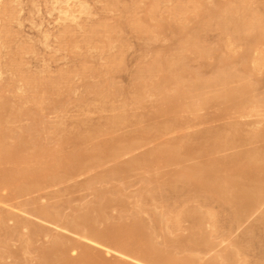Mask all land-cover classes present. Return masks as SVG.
Masks as SVG:
<instances>
[{"label":"rangeland","instance_id":"374dc122","mask_svg":"<svg viewBox=\"0 0 264 264\" xmlns=\"http://www.w3.org/2000/svg\"><path fill=\"white\" fill-rule=\"evenodd\" d=\"M179 1L182 3H180ZM198 1L200 4L198 3ZM227 1L229 2V0H206V1L205 0H187V1H185V0H82V1L81 0H0V17H1L0 18V92H1L0 97L3 99H7L8 101L11 102V105L13 106L12 107L13 111L11 110V112H14L17 109V110H19V113L22 112V110H23L25 112H29V111L31 112L32 111L33 113L37 114V115L33 114L31 116H28V115L24 116L21 119L15 121L14 123H13V121L8 123L7 126H9V128L11 130L15 129V131H18V132H16L17 137H18V135L22 129L25 130V133L27 132L29 135L34 130H32L31 132L28 130H31V128L36 130L38 128L37 130H40L42 132L41 133V136H42L41 139H43L42 142L44 141L43 143L46 144L47 148H51V149H52V147H54L53 149H57V143H58L57 140L59 139V136L56 137L55 136L56 134L51 135V133H50V135H48L46 133V131L48 132V130L49 131L53 130V128H55L57 126L59 131L61 130V132H59V134L61 136H63V137L60 136L61 137L60 139L65 140V141L63 140L64 141L63 144H65L63 146V148H65L66 150L65 149H59L60 151L61 150L64 151V153H65L64 155H66L68 153H69V155H67V156H72V155H76V154L80 155L81 154V157H83V155L85 156V152H86V156H87V151L91 150V152L89 151L90 152L89 156L91 157L92 160L95 159L94 158L95 156H103L102 160L99 159V157L97 158L99 160V161L97 160L98 162L95 159L93 164L88 159L90 157H88V158L83 157L84 159L79 158V161L75 159L74 162H72V164L70 165V166H72V168L71 167L70 168L77 170V171L72 170V172H70L71 171L70 168L69 169L66 168L67 167L66 165H68L66 163L67 162L70 163V160L66 161L64 158H62L61 160H63V162L66 161V163L62 164V166L64 165L62 168L60 167L61 171H60V169H59V171H57L59 173V175H58L59 178H57L58 176L56 177L58 179V180L56 179L57 181L55 180V182L53 181L51 183V181H50L51 179H49V180H47V182L49 181V183L45 182V184H43L42 186L40 185V188L36 187L35 188V190L37 189L36 191L32 190V191L28 192L27 194H25V192H23L24 195L23 194L16 195L17 193L15 191L17 190V188H15V187H17V186L21 187V186H19L18 183H17V186H15L16 184L11 186L12 190H13V188H15V190L13 192H15L16 194H12L13 192L11 193L10 190H4V191L0 192L1 193L0 194V242H1L0 243V245H1L0 246V258L2 257V259H0L1 264H2L3 259H4L3 264L4 263H6V264H37L38 262L40 264H42V261H41L43 258L42 257V251L46 247L48 248L49 245H52V239L54 237H56L58 234H61V236H66L69 239H71V237H72L73 240L74 239H76V240L80 239L79 237L74 235L75 233L73 231L62 230L61 229V223H59L60 225L58 223L53 224V223H50L46 220L44 221V219L36 217V215H34V214H35V209L37 207L54 209V210L56 209L60 213V216L63 213V216H61V217H64L63 219L77 218L80 216V214L82 212L86 213L91 209V214L94 218L96 217L95 219L98 218L100 220V219L106 218L105 220H103L104 222H102V220H101V222L98 220L100 223L99 224L100 228L104 231L113 230L112 226H114L115 224L120 226V224H127V222H128V225H129V220L133 214V217L131 218L130 222H133L132 220H134V218L135 219L137 218L135 216H138L139 218H141V222H143L144 224H145V222H147V224H145L144 225L145 227L143 228V231L145 233H146V229L148 230L150 228L149 230H151L152 229L151 227H153V229L154 228L158 229L156 231H155V229L151 230V232L155 231V232H157V234H158V231L159 232L162 231V233L164 231V234H162V233H159L158 235L155 234L156 236H158V239L156 236H153L155 238V239L153 238V241L156 240L155 242H157L156 244H157L158 249H161L160 247L162 245L163 250L162 249L161 250L164 252L169 251L168 253H170L171 249H174V247L173 246L171 247L170 245H169L170 247L168 245L166 247L164 246V245H166L165 244L166 239H164L165 232L167 233L166 237L170 236V237H168V238H170V241L172 239L175 243V240H176L178 245H180V243H179L180 240L178 242L179 237L185 238V240L187 241L188 240L187 237H190L192 235L190 233V232H192V230H190V229L193 228V225L190 224V222H188V221L191 220V223H193L192 222L193 219L190 216L189 217L188 216H186V217L185 216H179V214L173 213L172 215H174V216H172V215L171 216L173 218L179 216V219L181 221L180 225L177 227L176 230L175 229H173L172 231L169 230L170 227H173V224L171 225V223L168 224L169 226L164 227L165 229L163 228V230L159 229L163 225L159 226V224H158L159 227H154L155 225L153 224V226H152V222L154 221L153 220L154 215H157L158 213L159 214L165 213V210L167 209L165 207V205H166L165 201L166 202L169 201L170 204H173L174 205L173 207H176V211L178 213H181L184 211L186 212V211H188L189 208H191L190 211L192 209L193 210L197 209V211L201 212V214L203 213L204 215H207V217H206L202 214V219H203V224H204L203 226L205 227L204 230L206 229V233L211 236V237L210 236H208V237L213 238V240L208 238L210 241H213V243L211 244L210 241L207 239L208 241L205 244L209 243V245H212V246L207 245V246H209V248H207L206 251L204 250L205 252H203V250L201 249V248L207 247L205 244H204L205 247L201 246V248L195 249V250H200L197 252L196 251L193 252L194 256L196 255V256L200 257V258L198 257L200 259V261L197 264H200V263L213 264V261H212V263H210V262L212 259L214 260L216 258L219 260L221 258V260H222V257L225 255V253H224L225 251L229 250L231 253L234 252L235 249H233V248H235L236 243H238L237 244L238 246H237L234 253H236L240 249V254H239L240 256L239 255L235 256L236 258H238V259L240 258V259L237 260L239 262H237L236 259H233V261L234 260L236 261V262H234V264H251V262H252V264H258L260 262H261L260 264H264V241H263L264 240V227H263L264 224H262V222H261L262 217L264 215V205L261 208L255 209L253 212H251L250 213L251 215L248 214V215L244 216L243 219L241 220V223H239V224L237 223L236 226H233V223H234V225L236 223V222L232 221V219L234 220V218H235L234 217L235 212L233 211L234 208L231 205H228L229 203L225 204V201L221 202V200H217V199L213 198L208 193H205V194H208L207 196H210V198L206 197L205 198L206 200H204V196H205L204 193H202L204 195L202 197L196 196V194H190V191H192V190H190V191L188 189L186 190V186H183V185H187V184H185L186 180L184 182V181H182L184 179L180 180V178L177 177L178 175H176L177 171L179 173V171H181L182 168H183V170L193 172L195 170L194 168H197V167L199 168V170H200V168L204 169L206 163H210V161H212L214 159H221V158L223 159L225 157L227 158L228 155L231 157V156L236 155L237 153L246 152L247 149L249 151V149L250 150L255 149L256 146L258 148L264 146V141H263V143L255 142L252 144L251 142H249L250 139H248V138H250L251 133H253L254 131H257L259 129L261 130L264 128V105H263L264 104V73H263L264 72V66L256 74V77L257 78L259 77L258 78L259 80H254L257 78H253L251 76L248 77L249 75L242 72L243 68H242V66H239L240 59H238V58H236L235 60H232V58H231V61L233 62L232 67L238 63L237 61H239L238 65L236 67L231 68V66L228 67V65H231V64H226L228 68L226 67L225 70L223 68V66H224L223 64L228 63L224 60H227V58L230 60L229 54L225 56L226 53H230V52L232 53L233 51H235L236 54L237 53L240 54V53L244 52V49H248V48L252 47L253 44L255 45V43H252V40H255L257 35H259V33L257 34L258 29L256 30V33H254V31H248L249 29L247 27L246 28L248 30L246 28H242L243 30L240 29L238 32H234L235 30H238L237 27H236V29L234 27H233V29H231L232 28V26H231L230 28L227 27V29H226L225 26L222 25L223 28L222 27L221 28L226 29V32L224 31L225 34H223L224 32L221 31L222 30L221 28H219V27H218L219 29L216 28L217 26L221 25V23H218V22H220L219 18L221 20L224 17L222 14L227 10L226 8L232 9L230 7L232 5L234 6V7L233 6L232 7L235 10H236L235 5H237V4H239L237 6L242 7V8L240 7L241 9H245V6H246L248 8L249 12H251L252 11L251 9H253L254 7H257V8H255L257 10L254 9L255 11H252V13L257 14V16L263 17L264 15L262 16V14H264V0H260V2L258 1L257 3H255V4H257L255 6L253 3L252 4L250 3V6H249V3L245 2L246 0H243V1L240 0L241 2H238L239 0H231L233 3L237 2V4L234 5L233 3L230 2L231 5H228V3H227L228 7L226 5ZM185 2H188V4L191 3V4H189L190 6H187V4ZM217 2H219V3H217ZM81 3H84V6H81ZM133 3H134V5H133ZM135 3H136V5H135ZM262 3H263V5H262ZM192 4H193V6L197 5V6H195L196 8L191 7ZM215 5H216L217 10L219 9L218 7L221 8L220 14L218 13L219 11H216V13L214 12L216 10ZM131 6L132 7L134 6V7L131 8ZM179 7L184 9V11H185V9H189V8L190 9H189V11L186 10L184 12V14L180 15L177 11L180 9ZM199 7H200V9H199ZM208 7H211V8H208ZM5 8H6V10H5ZM206 8L213 10V13H215V14L218 13L219 18L217 16L216 20H214V22H216L217 25L213 22L216 26V27H213V28H215V30L212 28L209 32L207 31V32L203 33V36L205 35L203 37V39L204 40L207 39L206 42H208L209 44L206 42L201 44V47L203 48V50H202V48H200L199 50L200 51L202 50V54L200 52H198V49L191 46L189 49V53L187 52V55H189L190 59H189V57L186 58V59H188V60H186V63H185V60L182 61V65L185 63L187 65V67L185 68V67L180 66L181 69H184V70H186L187 68L188 69L186 70L187 71L186 76L181 77L183 79L182 81L186 80L185 85L184 84L181 85V79L180 80L178 79V81H180L179 84L182 87H185L186 85L190 86V85H193V83H196L195 85H193L191 87H195V89H197L194 93L193 92L194 90L191 91V89H194V88H191V87L189 88L188 86H186L188 88H187V90L184 89V91L185 92L188 91L187 92L188 94L190 93L189 94L190 98L188 96L187 97L188 99L186 98L184 100L185 102L182 101V103L187 104L188 102L189 103L191 102V104L194 106L193 103L198 104L197 100H199V103H200V101H202L201 99H203L202 98L203 96H201V95L203 93L205 94V95L204 94L203 95L206 96V98L211 97L212 94L215 93V92H213L214 89H212L211 87H206L203 90L199 89L201 91H198V88H196L197 81H199L200 78L198 76L196 78H194V77L197 74L199 75V73H200L199 76H201L202 71H203V74L205 77L203 76V74L201 77H202V79L206 78L207 80L217 77L218 75L222 74V72H224V73L226 72V73L232 75L231 78L235 77V79L233 78L231 80L232 83L230 82V84H229L230 89H232V87H234V89H236L237 86H238V88L243 87L245 83L255 86V87L252 86L253 91L249 94L251 96H249V98H248V101H249V99H251L250 103L252 102L253 106L252 105H246L245 106L246 110L247 109L248 110L243 111L245 113H241V114H237L235 111H227V110H225L226 107L224 108L223 105H222L223 108L220 109L222 106L218 105L219 107L213 106L211 108H205L204 110L203 109L202 110L197 109L199 111H197L194 107L193 109H195L197 112V113H195V110H194L195 114L194 113L190 114L193 111L189 112V110H187V112H189V113H187V112L183 113L184 111H182V113L181 112L178 113L177 111H180V110H174V111H170V113H168V115H167V114H162L159 111L157 112L158 108L156 106H158L160 104L159 98H157V97L154 98V96H150V97L148 96L147 98L146 97L143 98L144 100L141 99L138 102H136L137 100H134L135 95H136V91H137V90L135 91V86L137 87V84L140 83L139 81L144 79L143 83L147 84L148 87L152 86V85H149L152 81H156V82H152V84L160 83L161 74L158 76L160 71L157 70L158 71V73H157V71L155 70L154 71L155 75L152 74L151 72H148L149 66L153 65L152 61H154L156 58L158 59V57H161L160 59H163L164 53L166 52L164 59H165V62L168 66L167 68H169V65L172 66L171 63L176 61L173 58L174 57L177 58L178 57V56H176V55H178L177 53L178 52L180 53L182 51L181 50V48L183 46V45H181L182 42H183L184 46L187 45L188 44V42H187L188 38L190 37V39H191V36L193 38V34L194 35L197 34L196 32L194 33V31L198 25H196L195 28L188 27L190 25V22L193 20L196 23L203 21L204 19L202 20L199 17L197 12H201L203 9H206ZM222 8L223 9L225 8V10L223 11ZM63 9H65V10H63ZM131 9H132V11H131ZM197 9H199V10L196 11ZM237 9H238V7H237ZM258 9H260V10H258ZM67 10L70 12V13H68V15H66L64 12ZM190 10L192 11L191 13H190ZM193 10L196 12H193ZM8 11H10V12H8ZM128 11L132 14H129ZM155 11H157L158 13ZM258 11H260V14L261 13L262 14L260 15L258 13ZM147 13L150 14L148 17L146 16ZM156 13L158 16L155 15ZM171 13L173 16L176 15L175 17L177 19L176 18L174 19V17L171 15ZM195 13L198 15L200 20L197 19L198 17ZM185 14H186L188 19H186L185 22H183L184 17H180V16H183V15L185 16ZM191 14L193 16L197 17V18L195 17L196 21H195L194 17L191 18L192 19L191 21L189 20L190 16H188V15H191ZM153 15H154V17H153ZM192 15H191V17H192ZM177 16H179L180 18H178ZM186 16H185V18H186ZM10 18L12 20H10ZM224 18L222 20H224ZM142 19H146V20H142ZM139 21L141 23H139ZM133 22H135L137 24H135ZM170 22H172L173 24ZM180 22L182 23V25H184V23H185L186 28L187 27L191 28V30L189 29L190 33L192 30H194L192 35L190 33L187 35L188 38L185 37V34H187V33H185V34L180 33L179 32L180 30L176 31L178 28L181 29V28L185 27V26L181 27L182 26L181 24L178 25ZM162 23L165 24V27L163 26V29H165L164 32L166 34L163 33V31L160 32V30H159V28H160L159 26L162 25ZM214 24H213V26H214ZM222 24H224V23L222 22ZM137 25H139V26H137ZM114 26H115V28H114ZM111 27H112V30H111ZM116 27H118L119 29ZM138 27H145V28L147 27V29L138 28ZM155 28L157 29L156 33L159 32L157 36H154V35H156ZM230 29L233 30L234 35L232 34V36H235V39H237V40L245 39L247 41L246 47H248V48H246L245 45L239 44V46H241V48H240L238 45H235V46L232 45L230 43L231 41L230 42L226 41V38L228 37V35L231 37L230 34L232 32L228 31ZM144 30L145 31L149 30L148 34H147V31L144 32ZM196 30H198V28ZM246 30H247V34L249 32H251L252 34L254 33L253 34L254 36L257 34L256 37H254L255 39L251 38L253 35H251V37H250L249 34H248L249 36L246 33L244 34V32H246ZM92 31H94V32H92ZM138 31H141V33ZM227 31L229 32V34L227 33ZM177 32H179V33H177ZM198 32H199V30H198ZM241 32H243V33H241ZM66 33H68V34H66ZM142 33H144V34H142ZM161 33H163L164 36H162ZM149 34H151V36L153 35L154 37H151ZM189 35H191V36H189ZM8 36H10V37L8 38ZM148 36H150V37H148ZM183 36L186 38L185 42H184ZM160 37L162 38V40ZM223 37H224L223 40L225 42L224 41L221 42ZM152 38H155V39H152ZM157 38H159L160 40H156ZM181 38H183V39H181ZM146 39H150V41L146 40ZM6 40H7V43H6ZM113 40H115V41H113ZM250 40H251V42H250ZM249 42L252 44V46L250 45ZM226 43H227V45H226ZM204 44H206V45L208 44V47L205 46ZM179 45H181V46H179ZM222 45H224V46H222ZM192 48L195 50L194 53L196 55H198V53H200V55L197 56V58H194L196 56H194L195 54L193 53L194 50H192ZM225 48H227V49H225ZM254 48H255V46H254ZM172 49H173V51H172ZM222 49L223 50L225 49L227 52H222L223 51ZM251 49L253 50V48H251ZM169 50H170V54H168ZM206 50H209V53L206 52ZM218 50H219V52H218ZM248 50L250 51V49H248ZM211 51L213 52V55H212L213 57L212 56L210 57ZM160 53H163V54L160 55ZM207 53L209 55L210 60L208 57L205 56V54L207 55ZM231 53H230V55H231ZM256 53H257V50L254 49L252 51V54H255V55L250 54V56H252V58H254V56L255 57L258 56ZM233 54H234V52H233ZM215 55H217L216 56L217 58L215 57ZM167 56H169L168 58L172 57L170 63L168 62L169 65L167 63V61H169V60H167L168 58H166ZM221 56L223 58L225 57V59H223ZM260 56L264 59L263 55H260ZM116 57H118V58H116ZM191 57H192V59H191ZM220 57L222 59H218ZM157 59H156V61H157ZM218 60H219V62L222 61L221 64L222 63L223 64L222 65L220 63L218 64ZM112 63H113V65H112ZM229 63H230V61H229ZM174 64L177 65L178 63H174ZM215 64L217 66H215ZM15 65H17L19 68L16 67ZM174 66H172V67H174ZM220 66L222 67L223 70L220 69L221 68ZM161 67H163V66H161ZM161 67L159 68V70L163 71L164 68L166 69V65L164 68H161ZM172 67H171V71L173 69ZM216 67H218V69H216ZM174 68L176 70V66ZM18 69H20L21 71ZM169 69H167V71ZM211 69H212V72H211ZM199 70H200V72H199ZM109 71H111V72H109ZM112 71H115V73L114 72L112 73ZM144 71H147V72L145 73ZM169 71H168V73H169ZM171 71H170L171 74L170 73L169 74H170V76H172V79H173V78H175L173 75H176V74H175V72L172 73ZM177 71L180 72V70H178V69H177ZM189 71H192V72L188 73ZM227 71H230L231 73L227 72ZM163 72H164V74H166L165 70ZM163 72H162V75H163ZM179 72H176V73L180 74L181 72L180 73ZM197 72H199V73H197ZM235 72H237V75H235L236 74ZM191 73H192V75L194 73L195 74L197 73V74L192 76ZM233 73H235V74H233ZM178 74H177V76H178ZM213 74H214V76H213ZM260 74H262V75H260ZM137 75H138V77L140 76L142 78L136 80L138 78ZM188 75L191 76V79H189L190 77H188ZM26 76L38 78V84H39L38 89L37 88L29 89L26 86V83H27V81H25V78H27ZM152 76L155 80L153 78H151V82L149 81L150 82L149 83L148 80ZM166 76H168V75L166 74ZM166 76L163 75L161 77H166ZM170 76H169V78L168 77L167 78L173 82V80H171ZM242 76H246V77H242ZM208 77H210V78L208 79ZM156 78H157V80H156ZM240 78H241V80H240ZM22 79H24V80H22ZM246 79H247V81H246ZM175 80H177V79H175ZM194 80H195V82H194ZM40 81H41V83H40ZM234 81H236L238 83H236ZM172 82L169 83L172 85L168 84L169 85L168 89L173 88V87L176 88L179 85V84L175 85V84H177L176 83L177 81H175L174 83H172ZM141 83H142V81H141ZM143 83H142V85H143ZM48 84L50 85V87L48 86ZM107 84H108V86H106ZM242 84H243V86H241ZM71 85H72V87H71ZM142 85L139 84L138 88L140 89V87H142ZM173 85H175V86H173ZM47 86H48V88H47ZM97 87H98V90H97ZM99 87H100V89H99ZM144 87H147V86L145 85ZM175 88H173V89H175ZM178 88H181V87L178 86ZM209 88L212 90H209ZM95 90L98 92H96ZM99 90H101V91L104 90L103 91L104 93L100 92ZM56 91H57V93H55ZM110 91H112V94ZM197 92H199L201 95ZM211 92H213V93H211ZM51 93H53V94L51 95ZM102 94H103V96H102ZM105 94H107V95H105ZM196 94L197 95L199 94L200 97L198 95V98H197ZM109 95H111L113 97L110 98ZM7 96L9 98H7ZM55 96H57V97H55ZM246 97H248V96H246ZM253 97H255V98H253ZM192 98H195V100ZM135 99H137V98H135ZM233 100H235V99H233ZM237 100L241 103V99L238 98ZM254 101H255V104L260 105L262 103L260 106L257 105V106H259V107H256L257 113H255L256 112L255 107H254L255 105L253 104ZM57 103L60 106H58ZM134 103H136V105ZM54 104L57 105L56 108L53 107ZM242 104H243V102H242ZM245 104L246 103H244V105ZM250 107H251V109H249ZM252 107H253V109H252ZM32 112L29 114H32ZM227 112H228V115L230 114L229 116L226 114ZM199 113L201 115H199ZM38 114H39V116H38ZM221 114H222V117H221ZM234 114H235V116H234ZM116 118L117 119L122 118V121H121L122 123L120 125H117L118 128H116V126H114V128H116V130H115L113 128L112 123H113V121L117 120ZM176 119H179V120L181 119L180 120L181 123L178 122ZM158 121H160V122L158 123ZM174 121H177L176 123L178 125V128H177L176 124H173ZM235 121L241 127V132L240 131H239V133L236 132V133H238L237 134L238 136L236 134H234V132H232V130L230 128L231 125L233 123H235ZM102 123H104V124H102ZM164 123H166V124H164ZM41 124H42V126H41ZM47 125H49V126H47ZM107 125H109L108 126L109 128H106ZM174 125H176V126H174ZM166 126H169L170 128L169 127L167 128ZM179 126H181V127H179ZM102 127H105V128L103 129ZM111 127L113 128V130ZM171 127L173 130L171 129ZM174 127H176V128H174ZM27 128H29V129H27ZM46 128H47V130H46ZM229 128H230V132L228 130ZM97 129H103L104 130V131H102L103 134H102V132H99ZM218 129H219V132L217 131ZM222 129L225 131L228 130L227 136L230 135V133H231V134H234V136H236L235 137L236 139H237V137H239L237 141H239L240 143H236L237 145H235V147L233 146L232 148L225 147L223 144V146L220 148V150H215L214 148L216 146L215 144L217 143L216 142L217 140H216V136L213 137V135H215V130H216V133L223 134L222 132H224V131L220 132V130H222ZM206 130H207V132H205ZM97 131H98V133H97ZM139 131H141V132H139ZM208 132L209 133L212 132V135L211 134L208 135L209 134ZM27 133H26V135H27ZM91 134H92V136L93 135H95V136H93L92 139L91 138L89 139V137H91L89 135H91ZM225 134H226V132H224V136H225ZM28 135H27V137H28ZM43 135L45 136L44 138H43ZM203 135L204 136L208 135V138L205 136L206 138L204 137V139H203ZM227 136H226V138H227ZM232 136L233 135H230V137H232ZM234 136H233V139H235ZM120 137H122V138L120 139ZM28 138L30 139V137H28ZM123 138L125 140H123ZM119 140H121V141L123 140V141L119 142ZM207 140H209V141H207ZM124 141H126V143ZM10 142H13V141L10 140ZM48 142H49V146L47 144ZM129 143L131 146L134 145V148L132 147L131 149H129V151L127 150L128 149L127 148L126 151H124L125 147L127 145L129 146ZM172 144H176L177 147L176 146L175 147L178 148V150H179L178 152L180 153L178 155H180L182 157L181 159H183V160H179V162H176L177 164H175V162L173 164H172V162H171V164H168V163L165 164L164 163L165 165H167V166H165L161 163L163 168L160 166V164L156 165L153 168H155L154 173L156 172L157 174L156 173L154 174L153 169L152 168H151L152 170L149 169L150 167L149 168L148 167H142L141 169L138 168V170L135 169L136 171L131 170L130 172L128 170L127 171L128 174L125 173L126 174L125 175L123 173L125 175V177L123 174H121L123 172V171H121V169L124 170V168L129 166L133 160H135L137 158H142L143 156L146 157L145 156L146 154H148V153L150 154L152 151L155 152V150L157 151V149H160L163 147L168 148L167 146H169V145H170V148H172V146H173ZM246 144H248V145H246ZM110 145H112V146L110 147ZM93 146H95L96 148ZM99 148H100V150L102 149L103 151L100 152ZM103 148H106V149H103ZM181 148H182V150H181ZM94 150L95 151L98 150L99 152L97 151L96 154H94L95 152L94 153L92 152ZM108 150L111 152L109 153ZM113 150H115V151H113ZM54 151H57V150H54ZM118 151H119V153L121 152V154L120 155L118 154V156L116 157L115 152L117 153ZM148 151H150V152H148ZM239 151H241V152H239ZM89 152H88V154H89ZM209 153H210V155H209ZM55 154H56V152H55ZM64 155L63 156L61 155V156L64 157ZM112 155H113V158H112ZM104 156H106V157H104ZM114 156H115V158H114ZM76 162H78V163H76ZM73 163H74V165H73ZM127 163L129 165H127ZM200 163H201V165H200ZM87 164H89L88 165L89 168L87 167ZM77 165L81 166L83 168L79 167L81 169V170H79V168H77L78 167ZM169 165H171V167ZM73 166L74 167L77 166V167L73 168ZM182 166H184V167H182ZM187 168H191V170L193 168L194 170L191 171V170H188ZM67 170L69 173L67 172ZM118 170H119V172L120 171L121 172L118 173ZM156 170H158V171H156ZM148 171H150V174L148 173ZM161 171H163V172H161ZM169 172H170V174H169ZM151 173H152V176H151ZM194 173H196V172H194ZM67 174H69L70 176H68ZM160 174H161V176H160ZM109 175H111V176H109ZM139 175H141V176H139ZM175 175H176V177H175ZM103 176H105L106 178ZM108 176H109V178H108ZM154 176L155 177L159 176L158 180ZM162 176H163V178H162ZM53 177H55V175ZM62 178H63V180H61ZM159 178H161V179L159 180ZM178 178L180 181H178ZM59 179H60V181H59ZM155 179L159 183L158 182L156 183ZM236 179H239V178L236 177ZM142 180L144 182H142ZM146 180H148L147 181L148 184L146 183ZM175 180H177V182ZM20 184H22V183H20ZM166 184H168V185L171 184V185H169V186L167 185V187H166V186H164ZM174 184H175V186H174ZM147 186L150 188L149 190H148ZM22 187L24 188L25 185L22 184ZM168 187H169V190H171V192L167 189ZM173 187H175V188L178 187V189H182V187L183 188L185 187V189H184V191L182 189V191L180 190L181 192H179L177 189H175L173 191ZM8 188L9 187H7V189ZM145 188H146V190L144 191ZM163 188H165V189H163ZM187 188H188V186H187ZM117 189H118V192L116 191ZM147 190H148V192H147ZM150 190H152V193ZM231 190H232V192H230ZM231 190L229 191L230 197H234L235 195H237L239 193L238 192L236 194V192H235L236 190H234V189H231ZM114 191H115V193H114ZM175 191H176V193H175ZM177 191L179 192V194ZM187 191L189 193H186ZM58 192H59V194H58ZM101 193H103V194H101ZM160 193H161V195H160ZM100 194L101 195L105 194L104 196H106V197H104V199H103V196L101 197L102 203L100 201H98V198L100 199V196H101ZM182 194H184V195H182ZM186 194H189V196L190 195H192V196L188 197V196H186ZM13 195H16L18 197L13 196ZM21 195H23V196L20 197ZM129 195L130 196L132 195V196L130 197ZM238 195H240V194H238ZM141 196L144 197L145 203H141L142 202L141 200L138 201V198ZM151 196L156 198L157 200L156 201H154L155 199L152 200ZM166 196H167V198H166ZM146 197L148 200L146 199ZM170 197H171V199H170ZM149 198H150V201H149ZM199 198H202V199H199ZM207 198L210 199V202L209 203L207 202L208 205L206 203H204L207 201ZM103 200L110 202V203H107L105 201H104L105 203H103ZM124 200H125V203H124ZM213 200H215V201H213ZM60 203H62V204H60ZM97 203H99V205L100 204L101 205L99 206ZM106 203L109 204L108 209L105 211L106 213L104 211L101 212L100 207L102 205H105ZM119 203H121V204H119ZM123 204L126 206H124ZM142 204L144 206V209L140 211V207ZM224 204H225V206H224ZM111 205H112V208H111ZM205 205H206V209L204 210ZM26 206H28V207H26ZM120 206H122V207H120ZM84 207L86 209H84ZM94 207H96V208H94ZM129 207H130V209H129ZM106 208H107V206H106ZM82 209H83V211H82ZM92 209H94V214L92 213L93 212ZM95 209H96V211L98 209V211L96 212ZM202 209L204 210V212ZM123 210H125V211H123ZM78 211H80V213ZM99 211L101 212L100 217H102V218H99L96 216V214H98ZM159 211H161V212H159ZM103 213H105L106 215H103ZM211 213L214 215H217V214L219 215V216H217L219 219H218V221H216V223H214L213 220H211V217H210ZM68 215H70L72 217L69 216L67 218ZM119 215H121L120 218H119ZM127 217H128V219H127ZM122 218H125V219H122ZM108 219H110V220L108 221ZM113 219H116V220H113ZM181 219L184 222H182ZM186 219H189V220H186ZM117 220H119V221H117ZM123 220L125 223H123ZM19 222H21V224H22V222H24L25 224L23 223V225L20 226ZM206 222H208V223H206ZM28 224H30V226ZM217 224H218V226H217ZM18 225L20 226L19 229H17ZM108 225H110V226H108ZM116 225L114 226V229H117L119 227V226L117 227ZM107 226H108V228H107ZM34 227L37 228L40 231V234H42V235L35 236L33 234ZM6 228L9 232H12V233H9L7 230H5ZM9 229L12 231H10ZM256 229H257V231H256ZM261 229H263V230H261ZM15 230H18V231H15ZM6 231L8 232V234L6 233ZM41 231H44L45 233H42ZM168 232H170V233L168 234ZM174 233H176L177 236ZM257 233L260 235H258ZM178 235H180V236H178ZM257 238H259V239H257ZM162 240H163V243H162ZM185 240H184V242L186 243ZM83 241L84 240H82L81 242H83ZM181 241H183V239H181ZM236 241H238V242H236ZM184 242H182V244H181L182 246H184ZM215 243H216V245H215ZM255 243H256L257 248L254 245ZM242 245L245 249L244 248L242 249ZM176 247H178V249H179L180 246H176ZM41 248H44V249L42 250ZM166 248H168L169 250H167ZM175 249H177V248H175ZM232 249H233V251H232ZM183 250H185V249L180 247V250H178V252H177V250H175V251L172 250V251L174 253L177 252L175 254H176V256L179 255L178 258H180V256L182 257V255L187 257V255L190 252L188 253V251H185V253L187 252L186 254L185 253L181 254L183 252ZM243 250H244V252H242ZM172 251H171V254L173 253ZM37 252L38 253L41 252L40 253V255L42 257L41 259H39L40 255ZM230 252H227V253H230ZM197 253H198V255H197ZM71 255L73 258H76V261L80 260V255L78 256V254L76 255L73 253H71ZM193 255H191V256H193ZM218 255L219 256L221 255L220 258ZM191 256L188 255V257H191ZM241 257L242 258L244 257L243 260ZM17 259H19V260H17ZM109 259H110V257H109ZM21 260H22V262H20ZM38 260H40V261H38ZM232 264H233V262H232Z\"/></svg>","mask_w":264,"mask_h":264},{"label":"bare ground","instance_id":"6f19581e","mask_svg":"<svg viewBox=\"0 0 264 264\" xmlns=\"http://www.w3.org/2000/svg\"><path fill=\"white\" fill-rule=\"evenodd\" d=\"M82 1V0H81ZM185 1H187V0H185ZM206 1V0H205ZM243 1V0H242ZM260 2V0H246L245 2H248L249 3V6H250V3L252 4H254V6L255 5H257V4H255V3H257V2ZM180 2V1H179ZM191 2V1H190ZM197 2V1H196ZM233 3L231 0H229V2L227 1L226 2V5H227V3H228V5H231V3ZM238 2H241L240 0L238 1ZM263 2V1H262ZM180 3H182V2H180ZM179 3V4H180ZM186 4H187V6H190L189 4H191V3H189L188 4V2H185ZM198 3H199V1H198ZM217 3H219V2H217ZM154 4V3H153ZM178 4V3H177ZM200 4V3H199ZM213 4V3H212ZM216 4V3H215ZM234 5L235 4H237V2L236 3H233ZM241 4V3H240ZM246 4V3H245ZM133 5H134V3H133ZM135 5H136V3H135ZM161 5V4H160ZM181 5V4H180ZM204 5V4H203ZM224 5V4H223ZM228 5H227V7H228ZM237 5H239V4H237ZM237 5H235L236 7V10L232 7V6H230L232 9H230V8H226L227 10L222 14L223 16V18H224V20H220V18H219V14H220V10H221V8L220 7H218L219 9L217 10V8H216V5H215V8H216V10L214 11L215 13H216V11H219L217 14H215V13H213V10H210V9H203L201 12H197L198 13V15H199V17L203 20V21H201V22H194V20L193 21H191L192 19L191 18H193L194 17V19H195V17L196 16H193L192 14V17H191V15H188V16H190L189 18V20L191 21L190 22V25L188 26V27H193V28H195L196 27V25H198L197 26V28H198V30H199V32H198V30H196L197 28H195V31L194 30H192L191 31V33L189 32L190 30H191V28H186V26H185V23H184V25H182V23L180 22L178 25H182L181 27H183V26H185L184 28H181V29H177L176 31H179L180 33H187V34H185V37H187L188 38V34L190 33L191 35L193 34V31H194V33L196 32L197 34H193V38H192V36L191 35H189V36H191V39H190V37L188 38V40H187V42H188V44L187 45H185L184 46V44H183V42H182V44L181 45H183L182 46V48H181V52L179 53L178 51V55H176V56H178L177 58H173V59H175L176 61L175 62H173V63H171L172 64V66H176V70H175V66L174 67H172L171 65H169V63H170V61H171V59H172V57H170V58H168L169 56H167L166 58H168L167 60H169V61H167V63H168V65H169V68H167L168 66H167V64H166V62H165V59H164V57H165V55H166V52L164 53V57H163V59H160L161 57H158V59H157V61H156V59L154 60V61H152V64L153 65H151V66H149V71L148 72H151L152 74H154V71L156 70H158V71H160L159 72V74H158V76L161 74V76H166V74L168 75V76H166V77H161L160 76V83H154V84H152V82H156V81H152L151 82V78H153V76L152 77H150V79L148 80V82L150 83H148L149 85H152L151 87L149 86L148 87V85L147 84H144L143 82H144V79L143 80H141L142 81V83H143V85H142V83H141V81H139L140 83H138L137 84V87L135 86V91H136V95H135V98H137V99H135L134 98V100H137L136 102H138L139 100H141V99H143V98H147L148 96L150 97V96H154V98L155 97H157V98H159V101H160V104L158 105V106H156L158 109H157V112L159 111L160 113H162V114H167L168 115V113H170V111H174V110H180V111H177L178 113L179 112H181L182 113V111H184L183 113H185V112H187V110H189V112L191 111H193L192 113H190V114H193L194 113V110L196 109H205V108H211V107H213V106H224V108H225V110H227V111H235L237 114H241V113H245V112H243V111H247L246 110V105H252V102L250 103V101H251V99H249V101H248V98H249V96H251V95H249L252 91H253V88H252V86L253 85H251V84H247V83H245L244 84V86H243V84L241 85V86H243V87H239L238 88V86H237V88L236 89H234V87H232V89H230V87H229V84H230V82H231V80L234 78L235 79V77H233V78H231L232 77V75H230V74H228V73H224V72H222V74H220V75H216L215 73V75L217 76V77H215V78H211V79H209L210 77H208V79L209 80H207L206 78L204 79H202V74H203V71H202V74H201V76H199L200 75V70H199V72H197V73H199V75L197 74H193V75H196L194 78H196L197 76L200 78L199 79V81H197V86H196V88H198V91H201V90H203L204 88H206V87H211L212 89H214V91L213 92H215L214 94H212V96L211 97H207L206 98V96H204L203 94L201 95L199 92H197V93H199L201 96H203L202 98L203 99H201L202 101H200V103H199V100H197V102H198V104L197 103H193L194 104V106L191 104V102L189 103H182V101H184L188 96H189V94L187 93V92H185L184 91V89H186L187 90V88L189 87H191V86H193V85H195L196 83H193V85H190V86H188V85H186V86H188V87H182L181 85H185V83H186V80L185 81H182L183 79L181 78V77H185L186 76V74H187V69L186 70H184V69H181V67L180 66H182V67H187V65L185 64L186 63V60H188V59H186V58H188L189 57V55H187V52L189 53V49H190V47L192 46V47H194V48H196V49H198V52H200L201 54H202V50H203V48L201 47V44L202 43H205L206 42V40L207 39H203V37L205 36H203V33L204 32H209L213 27H216L215 26V24L217 25V23L216 22H214V20H216V18H217V16H218V18H219V21L220 22H218V23H221V25H219V26H217L216 28L217 29H219V28H221L222 27V25H224L225 26V28L227 29V27H231L232 26V28L231 29H233V27L236 29V27H237V29L238 30H235L234 32H238L240 29H242V28H246L248 31H254V33H256V30L258 29V31H257V34L259 33V35H257V37H256V35L254 36L251 32H249L248 34L250 35V37H251V35H253L251 38L252 39H255L254 37H256V39L255 40H252V43H255V45L253 44V46H252V44L250 43L251 42V40H250V45L252 46V47H250V48H248V47H246V45H247V41L245 40V39H239V40H237V39H235V36H232V34H233V30H228V31H231L232 33L230 34L231 35V37L228 35L229 34V32L227 31V35H228V37L226 38V41H231L230 43L232 44V45H238L239 46V44L240 45H245V47L246 48H248V49H250V51L248 50V49H244V52H242V53H237L236 54V52L235 51H233L234 52V54H233V52L231 53V55H230V53H226L225 54V56L226 55H228L229 54V58H230V60L227 58V60H224V61H226V62H228V63H222L224 66H223V68H224V70L226 69V67H227V65L226 64H231V65H228V67L229 66H231V68H233V67H236L237 65H238V63H239V61H237L238 63L235 65V66H233L232 67V61H231V58H232V60H235L236 58H238V59H240V64H239V66H242V72H244L245 74H247V75H249L248 77H253V78H257L256 77V74L258 73V71L260 70V69H262L263 68V66H264V59L260 56V55H263L264 56V14H262V16L263 17H260V16H257V14H253L252 13V11H255V10H257V9H255V8H257V7H252L253 9H251L250 11L251 12H249V10H248V8L245 6V9H241L242 7L241 6H237ZM242 5V4H241ZM262 5H263V3H262ZM81 6H84V3H81ZM159 6V5H158ZM195 6H197V5H195ZM195 6H193V4H192V6L191 7H194V8H196ZM213 6V5H212ZM243 6V5H242ZM252 6V5H251ZM8 7V6H7ZM129 7V6H128ZM134 7V6H133ZM132 6H131V8H133ZM153 7V6H152ZM161 7V6H160ZM214 7V6H213ZM222 7V6H221ZM237 7H238V9H237ZM241 7V8H240ZM180 9L179 10H177L178 11V13L180 14V15H182V14H184V12L186 11V10H188L189 11V9H185V11H184V9H182L181 7H179ZM208 8H211V7H208ZM199 9H200V7H199ZM199 9H197L196 11H198ZM213 9V8H212ZM255 9V10H254ZM5 10H6V8H5ZM63 10H65V9H63ZM128 10V9H127ZM130 10V9H129ZM195 10V9H194ZM193 10V12H196V11H194ZM222 10L224 11L225 10V8L223 9L222 8ZM258 10H260V9H258ZM131 11H132V9H131ZM173 11V10H172ZM175 11V10H174ZM7 12V11H6ZM8 12H10V11H8ZM65 12V14L66 15H68V13H70L68 10L67 11H64ZM129 12V11H128ZM127 12V13H128ZM148 12V11H147ZM155 12H157V11H155ZM192 11L190 10V13H191ZM222 12V11H221ZM136 13V12H135ZM158 13V12H157ZM157 13L155 14V15H157ZM176 13V12H175ZM187 13V12H186ZM252 13V14H251ZM258 13L260 14V11H258ZM2 14V13H1ZM9 14V13H8ZM129 14H132V13H130L129 12ZM138 14V13H137ZM148 14V13H147ZM146 14V16L148 17L150 14H148L147 15ZM196 14V13H195ZM260 14V15H261ZM171 15H172V13H171ZM197 15V14H196ZM198 15H197V17H198ZM152 16V15H151ZM158 16V15H157ZM168 16V15H167ZM173 16V15H172ZM176 16V15H175ZM175 16H173L174 17V19L176 18ZM185 16H186V14H185ZM185 16L183 15V16H180V17H184V21L183 22H185V20L186 19H188L187 18V16H186V18H185ZM221 16V15H220ZM3 17V16H2ZM7 17V16H6ZM153 17H154V15H153ZM172 17V18H173ZM178 18H180L179 16H177ZM196 17V18H197ZM199 17L197 18V19H199ZM1 18V17H0ZM171 18V19H172ZM68 19V18H67ZM137 19V18H136ZM156 19V18H155ZM163 19V18H162ZM177 19V18H176ZM10 20H12L11 18H10ZM135 20V19H134ZM133 20V21H134ZM142 20H146V19H142ZM168 20V19H167ZM188 20V21H189ZM200 20V19H199ZM73 21V20H72ZM170 21V20H169ZM168 21V22H169ZM195 21H196V19H195ZM225 21V22H224ZM12 22V21H11ZM163 22V21H162ZM215 24H214V23ZM222 22L224 23V24H222ZM122 23V22H121ZM125 23V22H124ZM133 23H135V22H133ZM139 23H141L140 21H139ZM144 23V22H143ZM151 23V22H150ZM170 23H172V22H170ZM188 23V22H187ZM247 23V24H246ZM6 24V23H5ZM123 24V23H122ZM135 24H137V23H135ZM159 24V23H158ZM157 24V25H158ZM161 24V23H160ZM173 24V23H172ZM213 24H214V26H213ZM120 25V24H119ZM118 25V26H119ZM141 25V24H140ZM152 25V24H151ZM108 26V25H107ZM137 26H139V25H137ZM163 26L165 27V24L164 23H162V25H160L159 27V30H160V32H162L163 31V33H165L164 31H165V29H163ZM106 27V26H105ZM148 27V26H147ZM147 27L145 28V27H138V28H145V29H147ZM219 27V28H218ZM114 28H115V26H114ZM116 28H118V27H116ZM137 28V29H138ZM192 28V29H193ZM223 28V27H222ZM221 28V29H222ZM222 29L221 31H225L226 32V29ZM228 28V29H229ZM5 29V28H4ZM119 29V28H118ZM190 29V30H189ZM214 30H215V28H213ZM260 29V30H259ZM111 30H112V27H111ZM139 30V29H138ZM155 33L157 32V29L155 28ZM158 30V31H159ZM243 30V29H242ZM247 30H246V32H244V34L246 33L247 34ZM143 31V30H142ZM147 31V30H146ZM145 30H144V32H146ZM149 31V30H148ZM148 31H147V34H148ZM152 31V30H151ZM150 31V32H151ZM245 31V30H244ZM11 32V31H10ZM92 32H94V31H92ZM138 32H140L141 33V31H138ZM149 32V33H150ZM172 32V31H171ZM179 32H177V33H179ZM225 32L223 33V34H225ZM3 33V32H2ZM159 33V32H158ZM158 33H156V35H154V36H157L158 35ZM163 33H161V35L162 36H164L163 35ZM241 33H243V32H241ZM66 34H68V33H66ZM142 34H144V33H142ZM146 34V33H145ZM166 34V33H165ZM247 34V35H248ZM150 36H151V34H149ZM160 35V36H161ZM180 35V34H179ZM234 35V34H233ZM248 35V36H249ZM150 36H148V37H150ZM153 35L151 36V37H154ZM161 36V37H162ZM195 36V37H194ZM241 36V35H240ZM10 36H8V38H9ZM147 37V36H146ZM160 37V38H161ZM184 37V36H183ZM184 37V42L186 41V38ZM233 37V38H232ZM239 37V36H238ZM97 38V37H96ZM115 38V37H114ZM84 39V38H83ZM95 39V38H94ZM152 39H155V38H152ZM151 39V40H152ZM181 39H183V38H181ZM194 39V40H193ZM224 37L222 38V41L221 42H223L224 40ZM104 40V39H103ZM146 40H149L150 41V39H146ZM156 40H160L159 38H157ZM161 40H162V38H161ZM204 40V41H203ZM248 40V39H247ZM113 41H115V40H113ZM249 41V40H248ZM225 42V41H224ZM228 42V43H229ZM6 43H7V40H6ZM5 43V44H6ZM206 43H208V42H206ZM219 43V42H218ZM179 44V43H178ZM209 44V43H208ZM208 44L206 45V44H204L205 46H207L208 47ZM181 45H179V46H181ZM226 45H227V43H226ZM249 45V46H250ZM106 46V45H105ZM218 46V45H217ZM222 46H224V45H222ZM254 46H255V48H254ZM13 47V46H12ZM79 47V46H78ZM98 47V46H97ZM204 47V46H203ZM215 47V46H214ZM230 47V46H229ZM228 47V48H229ZM240 48H241V46H239ZM91 48V47H90ZM200 48H202V50L200 51L199 49ZM206 48V47H205ZM235 48V47H234ZM251 48H253V50L254 49H256L257 50V55L258 56H254V58H252V56H250V54H252V49ZM179 49V48H178ZM177 49V50H178ZM210 49V48H209ZM221 49V48H220ZM225 49H227V48H225ZM223 50L222 52H227L226 50ZM230 49V48H229ZM83 50V49H82ZM192 50H194L193 48H192ZM232 50V49H231ZM242 50V49H241ZM166 51V50H165ZM172 51H173V49H172ZM197 51V50H196ZM213 51V50H212ZM210 52V57L213 55V52ZM230 51V50H229ZM237 51V50H236ZM169 53L168 54H170V50L168 51ZM195 52V50L193 51V53ZM206 52H208L209 53V50H206ZM218 52H219V50H218ZM92 53V52H91ZM200 53H198V55H196L195 53V55L194 56H196V57H194V58H197V56H199L200 55ZM208 53H207V55H208ZM161 54H163V53H160V55ZM187 55V56H186ZM206 54H205V56L206 57H208L209 58V55L207 56ZM220 55V54H219ZM252 55H255V54H252ZM163 56V55H162ZM172 56V55H171ZM204 56V57H205ZM217 55H215V57H216ZM213 57V56H212ZM214 57V58H215ZM222 57V56H221ZM218 58V59H222V58ZM116 58H118V57H116ZM217 58V57H216ZM189 59H190V57H189ZM191 59H192V57H191ZM207 59V58H206ZM223 59H225V57L223 58ZM185 60V65L183 64L182 65V61H184ZM209 60H210V58H209ZM217 60V59H216ZM173 61V60H172ZM221 61V60H220ZM229 61H230V63H229ZM154 62V63H153ZM222 62V61H221ZM221 62H219V60H218V64L220 63L221 64ZM20 63V62H19ZM151 63V62H150ZM174 63H178L177 65L176 64H174ZM174 64V65H173ZM181 64V65H180ZM221 64V65H222ZM112 65H113V63H112ZM165 65H166V69L164 68L165 67ZM16 67H18L17 65H15ZM161 66H163V67H161ZM179 68H178V67ZM215 66H217L216 64H215ZM164 68L163 69V71L165 70V72H166V74H164V72L162 71V70H159V68ZM171 67L174 69H172V71H171ZM198 67V66H197ZM221 67V66H220ZM227 67V68H228ZM19 68V67H18ZM21 68V67H20ZM113 69V68H112ZM117 69V68H116ZM167 69H169L172 73L173 72H175V74L176 75H173L175 78H173L172 79V76H170V71H169V73H168V71H167ZM177 69L178 70H180V72L179 71H177ZM216 69H218V67H216ZM221 70H223L222 69V67L220 68ZM239 69V68H238ZM18 70H20V69H18ZM191 70V69H190ZM21 71V70H20ZM142 71V70H141ZM158 71H157V73H158ZM163 72V75H162V72ZM220 71V70H219ZM109 72H111V71H109ZM115 73V71H112V73ZM145 73L147 72V71H144ZM176 72H179L180 74H178V73H176ZM190 72H192V71H189L188 73H190ZM211 72H212V69H211ZM221 72V71H220ZM227 72H230V71H227ZM233 72V71H232ZM210 73V72H209ZM231 73V72H230ZM236 73V74H235ZM235 73H233V74H235V75H237V72H235ZM261 73V72H260ZM264 73V72H263ZM109 74V73H108ZM107 74V75H108ZM150 74V73H149ZM177 74H178V76H177ZM214 74H213V76H214ZM112 75V74H111ZM155 75V74H154ZM191 75H192V73H191ZM192 75V76H193ZM210 75V74H209ZM260 75H262V74H260ZM143 76V75H142ZM169 76L171 77V80H173V82L172 81H170V79H168L169 78ZM203 76H204V74H203ZM239 76V75H238ZM21 77V76H20ZM27 77V76H26ZM137 77H138V75H137ZM149 77V76H148ZM156 77V76H155ZM168 77V78H167ZM177 77V78H176ZM188 77H190L189 79H191V76L190 75H188ZM205 77V76H204ZM212 77V76H211ZM242 77H246V76H242ZM140 78H142V77H138L136 80H138V79H140ZM259 78V77H258ZM254 79V80H259V79ZM262 78V77H261ZM154 79V78H153ZM175 79H177V80H175ZM178 79L180 80L181 79V85L179 84L180 83V81H178ZM198 79V78H197ZM249 79V78H248ZM22 80H24V79H22ZM155 80V79H154ZM156 80H157V78H156ZM239 80V79H238ZM240 80H241V78H240ZM253 80V79H252ZM263 80V79H262ZM25 81H27V83H26V86L29 88V89H34V88H37L38 89V86H39V84H38V78H36V77H27V78H25ZM102 81V80H101ZM175 81H177L176 83L177 84H175V85H178V86H180L181 88H178V86L175 88V87H173V88H175V89H173V88H170V89H168V87H169V85H172V84H169L170 82H172V83H174ZM246 81H247V79H246ZM249 81V80H248ZM261 81V80H260ZM183 82V83H182ZM194 82H195V80H194ZM199 82V83H198ZM234 82H236V81H234ZM254 82V81H253ZM256 82V81H255ZM23 83V82H22ZM40 83H41V81H40ZM108 83V82H107ZM232 83V82H231ZM236 83H238V82H236ZM14 84V83H13ZM109 84V83H108ZM108 84L106 85V86H108ZM139 84H141L142 85V87H140V89L138 88V85ZM169 84V85H168ZM255 84V83H254ZM10 85V84H9ZM147 86V87H144V86ZM175 85H173V86H175ZM48 86L50 87V85L48 84ZM48 86H47V88H48ZM110 86V85H109ZM52 87V86H51ZM71 87H72V85H71ZM253 87H255V86H253ZM13 88V87H12ZM40 88V87H39ZM91 88V87H90ZM89 88V89H90ZM111 88V87H110ZM121 88V87H120ZM137 88V89H136ZM191 88H194V89H191V91L192 90H194L193 92L195 93V91L197 90V89H195V87H191ZM43 89V88H42ZM99 89H100V87H99ZM109 89V88H108ZM107 89V90H108ZM199 89H201V90H199ZM212 89H210L209 88V90H212ZM219 89V90H218ZM13 90V89H12ZM41 90V89H40ZM48 90V89H47ZM50 90V89H49ZM97 90H98V87H97ZM102 90V89H101ZM101 90H99L100 92H103V91H101ZM106 90V89H105ZM110 90V89H109ZM161 90V91H160ZM54 91V90H53ZM92 91V90H91ZM96 91V90H95ZM114 91V90H113ZM164 91V92H163ZM190 91V92H191ZM217 91V92H216ZM47 92V91H46ZM45 92V93H46ZM62 92V91H61ZM96 92H98V91H96ZM99 92V93H100ZM109 92V91H108ZM111 92V94H112V91H110ZM116 92V91H115ZM192 92V93H193ZM213 92H211V93H213ZM1 93V92H0ZM55 93H57V91L55 92ZM104 93V92H103ZM124 93V92H123ZM126 93V92H125ZM129 93V92H128ZM210 93V94H211ZM47 94V93H46ZM53 93H51V95H52ZM62 94V93H61ZM65 94V93H64ZM92 94V93H91ZM96 94V93H95ZM101 94V93H100ZM135 94V93H134ZM198 94V95H199ZM99 95V94H98ZM105 95H107V94H105ZM195 95V94H194ZM198 95L196 94V96H197V98H198ZM200 95H199V97H200ZM15 96V95H14ZM97 96V95H96ZM102 96H103V94H102ZM110 96V98H112L113 96H111V95H109ZM108 96V97H109ZM239 99H241V103L237 100L238 98ZM246 96H248V97H246ZM37 97V96H36ZM45 97V96H44ZM50 97V96H49ZM55 97H57V96H55ZM7 98H9L8 96H7ZM65 98V97H64ZM124 98V97H123ZM189 98H190V96H189ZM253 98H255V97H253ZM188 99V98H187ZM192 99H194L195 100V98H192ZM207 99V100H206ZM232 99V100H231ZM233 99H235V100H233ZM258 99V98H257ZM262 99V98H261ZM62 100V99H61ZM144 100V99H143ZM158 100V99H157ZM37 101V100H36ZM188 101V100H187ZM253 101V100H252ZM259 101V100H258ZM142 102V101H141ZM185 102V101H184ZM242 102H243V104H242ZM52 103V102H51ZM244 103H246L245 105H244ZM250 103V104H249ZM31 104V103H30ZM135 105H136V103H134ZM255 106V111H256V107H259L260 105L259 104H255V101H254V103H253ZM57 105H58V103H57ZM57 105L56 104H54V108H56L57 107ZM62 105V104H61ZM257 105H259V106H257ZM264 105V104H263ZM17 106V105H16ZM28 106V105H27ZM58 106H60V105H58ZM218 106V107H219ZM223 106L220 108V109H222L223 108ZM253 106V105H252ZM12 105H11V102L10 101H8L7 99H3V98H1L0 97V192L1 191H4V190H10L11 191V193L15 190V188H17V190L15 191V192H13L12 194H16V195H18V194H23L24 195V193L23 192H25V194H27L28 192H30V191H32V190H34V191H36L35 190V188L37 187V188H40V185L42 186L43 184H45V182L46 183H49V181L47 182V180H49V179H51L50 181H51V183L54 181L55 182V180L57 179V178H59V173L57 172V171H59V169H60V167L62 168L63 166H62V164L63 163H66V161H68V160H70V163H66V164H68V165H66L67 167L66 168H72V166H70L71 164H72V162H74V160L76 159V160H78L79 161V158H82V159H84V158H88V157H90L89 155H90V152H91V150H89V151H87V156H86V152H85V156L83 155V157H81V154L79 155V154H76V155H72V156H67V155H69V153L68 154H66V155H64L65 153H64V151L63 150H59V149H65V148H63V146L65 145V144H63V142L65 141L63 138V140H61L60 138L61 137H63V136H61L60 134H59V132H61V130L59 131V129L57 128V126L55 127V128H53V130H48V132L46 131V133L48 134V135H50V133H51V135H55L56 137L57 136H59V141L57 140V149H53L54 147H52V149L51 148H47V146H46V144H44L43 142H42V140L43 139H41L42 138V136H41V131L40 130H35V129H33V128H31V130H28V131H32V130H34L33 132H31V134H29L28 135V133H27V135H28V137H30V139L27 137V135H26V133H25V130H21V132L19 133V135H18V137L16 136V132H18V131H15V129L14 130H11L10 128H9V126H7L8 125V123H10V122H12L13 121V123L15 122V121H17V120H19V119H21L22 117H24V116H31V115H33V114H36V113H33L32 111V114H29V113H31L30 111L29 112H25V111H23L22 110V112H20L19 113V110H15L14 112H11V110L13 111V109H12ZM195 107V109H193ZM262 108V107H261ZM219 109V110H220ZM245 109V110H244ZM249 109H251V107L249 108ZM252 109H253V107H252ZM28 110V109H27ZM26 110V111H27ZM196 110H195V113H197L196 112ZM199 110H197V111H199ZM117 111V110H116ZM254 111V112H255ZM16 112V113H15ZM18 112V113H17ZM189 112H187V113H189ZM221 112V111H220ZM253 112V113H254ZM177 113V114H178ZM194 113V114H195ZM222 113V112H221ZM225 113V112H224ZM223 113V114H224ZM233 113V112H232ZM255 113H257V111L255 112ZM12 116H11V115ZM41 114V113H40ZM120 114V113H119ZM161 114V115H162ZM227 115H228V112L226 113ZM249 114V113H248ZM37 115V114H36ZM199 115H201L200 113H199ZM230 115V114H229ZM228 115V116H229ZM233 115V114H232ZM38 116H39V114H38ZM195 116V115H194ZM198 116V115H197ZM225 116V115H224ZM234 116H235V114H234ZM41 117V116H40ZM128 117V116H127ZM163 117V116H162ZM178 117V116H177ZM200 117V116H199ZM220 117V116H219ZM221 117H222V114H221ZM240 117V116H239ZM36 118V117H35ZM118 118V117H117ZM116 118V119H117ZM123 118V117H122ZM122 118H120V119H117V120H115V121H113V123H112V125H113V128H114V126H116V128H118L117 127V125H120L122 122ZM136 118V117H135ZM180 118V117H179ZM196 118V117H195ZM137 119V118H136ZM197 119V118H196ZM32 120V119H31ZM114 120V119H113ZM166 120V119H165ZM178 122H180L181 123V119L179 120V119H176ZM186 120V119H185ZM112 121V120H111ZM177 121H174V123L173 124H176L177 125ZM160 121H158V123H159ZM169 123V122H168ZM230 123V122H229ZM242 123V122H241ZM49 124V123H48ZM102 124H104V123H102ZM109 124V123H108ZM164 124H166V123H164ZM179 124V123H178ZM32 125V124H31ZM36 125V124H35ZM38 125V124H37ZM46 125V124H45ZM44 125V126H45ZM84 125V124H83ZM87 125V124H86ZM139 125V124H138ZM137 125V126H138ZM176 125H174V126H176ZM180 125V124H179ZM30 126V125H29ZM39 126V125H38ZM41 126H42V124H41ZM47 126H49V125H47ZM109 125H107V127L106 128H109L108 127ZM111 126V125H110ZM34 127V126H33ZM37 127V126H36ZM93 127V126H92ZM167 128L169 127V126H166ZM173 127V126H172ZM172 127H171V129H172ZM179 127H181V126H179ZM228 127V126H227ZM26 128V127H25ZM50 128V127H49ZM103 129L105 128V127H102ZM112 128V127H111ZM110 128V129H111ZM113 128H112V130H113ZM116 128H114L115 130H116ZM170 128V127H169ZM174 128H176V127H174ZM177 128H178V125H177ZM183 128V127H182ZM231 130H232V132H234V134H238L239 133V131L241 132V127H240V125L238 124V123H236V121H235V123H233L232 125H231ZM230 128L228 129L229 130V132H230ZM27 129H29V128H27ZM40 129V128H39ZM103 129H97L99 132H102V131H104ZM180 129V128H179ZM226 129V128H225ZM46 130H47V128H46ZM111 130V131H112ZM173 130V129H172ZM228 130H220V132H222V131H224V132H226V134H225V136H224V132H222L223 134H221V133H216V130H215V135H213V137H215L216 136V146H215V150H220V148L223 146V144H224V146L225 147H229V148H232L233 146L235 147V145H237L236 143H240L239 141H237L238 140V138L239 137H237V139L235 138L236 136H234V134H231L230 133V135H233L234 136V138L235 139H233V136L232 137H230V135H228L227 136V134H228ZM98 131H97V133H98ZM110 131V130H109ZM148 131V130H147ZM213 131V130H212ZM218 132H219V129L217 130ZM64 132V131H63ZM66 132V131H65ZM139 132H141V131H139ZM149 132V131H148ZM205 132H207V130L205 131ZM204 132V133H205ZM236 132H238V133H236ZM96 133V132H95ZM96 133V134H97ZM151 133V132H150ZM209 133V132H208ZM59 134V135H58ZM93 134V133H92ZM92 134L91 135H89V136H91V137H89V139L91 138H93V136H95V135H93L92 136ZM101 134V133H100ZM102 134H103V132H102ZM107 134V133H106ZM109 134V133H108ZM212 135V132L211 133H209L208 135ZM113 135V134H112ZM146 135V134H145ZM208 135H205L207 138H208ZM61 136V137H60ZM88 136V135H87ZM204 135H203V139H204V137H205ZM226 136H227V138H226ZM238 136V135H237ZM45 136L43 135V138H44ZM205 137V138H206ZM122 137H120V139H121ZM226 138V139H225ZM248 138V137H247ZM56 139V138H55ZM71 139V138H70ZM95 139V138H94ZM248 139H250L249 140V142H251L252 144L253 143H255V142H261V143H263V141H264V128L263 129H259V130H257V131H254L253 133H251V135H250V138H248ZM10 140L11 141H13V142H10ZM97 140V139H96ZM105 140V139H104ZM117 140V139H116ZM123 140H125L124 138H123ZM122 140V141H123ZM130 140V139H129ZM225 140V141H224ZM235 140V141H234ZM92 141V140H91ZM114 141V140H113ZM118 141V140H117ZM121 140H119V142H122ZM207 141H209V140H207ZM105 142V141H104ZM125 143H126V141H124ZM130 142V141H129ZM211 142V141H210ZM214 142V141H213ZM67 143V142H66ZM116 143V142H115ZM114 143V144H115ZM48 144V146H49V142L47 143ZM112 144V143H111ZM180 144V143H179ZM204 144V143H203ZM212 144V143H211ZM226 144V145H225ZM259 144V143H258ZM173 146H172V148H170V145L169 146H167L168 148H166V147H163V148H160V149H157V151L155 150V152L154 151H152L150 154L148 153V154H146L145 156L146 157H142V158H137V159H135V160H133L131 163H130V165L127 163V165H129V166H127L126 168H124V170H122L121 169V171H123L121 174H128L127 173V171L129 170V172L131 171V170H138V168H142V167H150L149 169H153V173H154V169L155 168H153L154 166H156V165H159L160 164V166L162 167V164L163 165H165L166 163H168V164H171V162H172V164L175 162V164H177L176 162H179V160H183V159H181L182 157L180 156V155H178V154H180L178 151V148H176L177 146H176V144H172ZM228 145V146H227ZM246 145H248V144H246ZM250 145V144H249ZM257 145V144H256ZM101 146V145H100ZM112 145H110V147H111ZM130 146V147H129ZM129 146L127 145L126 147H125V150L124 151H126V149L129 151V149H131L132 147L134 148V145H130V143H129ZM176 146V147H175ZM252 146V145H251ZM51 147V146H50ZM93 147H95V146H93ZM114 147V146H113ZM112 147V148H113ZM174 147V148H173ZM204 147V146H203ZM254 147V146H253ZM257 147V146H256ZM255 147V149H252V150H250L249 149V151H248V149L246 150V152H241V151H239V152H241V153H237L236 155H234V156H229L228 155V157L226 158H221V159H214V160H212V161H210V163H206V165H205V168L204 169H201L200 168V170H199V168L197 169V168H192V170H191V168H187L188 170H191V171H193V172H189V171H187V170H183V168L181 169V171H179V173H178V171H177V173H176V175H178L177 177H179L180 178V180H182V179H184V180H182V181H184L185 182V180H186V182H185V184H187V185H183V186H186V190L188 189L189 191L190 190H192V191H190V194H196V196H199V197H202V196H204V200H206L205 198L206 197H209L210 198V196H207L208 194L209 195H211L213 198H215V199H217V200H221V202L222 201H225V204H228V205H231L234 209H233V211L235 212V218H234V220L232 219V221H234V222H236L235 223V225H234V223H233V226H236V224L238 223H241V220L243 219V217L244 216H246V215H248V214H250L251 212H253L255 209H259V208H261L263 205H264V146H262V147H260V148H256ZM96 148V147H95ZM94 148V149H95ZM98 148V147H97ZM102 148V147H101ZM166 148V149H165ZM205 148V147H204ZM203 148V149H204ZM240 148V147H239ZM103 149H106V148H103ZM226 149V148H225ZM54 150H57V151H54ZM66 150V149H65ZM93 150V149H92ZM159 150V151H158ZM177 150V151H176ZM181 150H182V148H181ZM53 151V152H52ZM59 151V152H58ZM98 151V150H97ZM97 151H92L94 154H96V152ZM99 151L101 152V151H103L102 149L100 150V148H99ZM98 151V152H99ZM109 151V150H108ZM113 151H115V150H113ZM55 152H56V154H55ZM63 152V153H62ZM70 152V151H69ZM88 152H89V154H88ZM107 152V151H106ZM111 151H109V153H110ZM148 152H150V151H148ZM183 152V151H182ZM185 152V151H184ZM58 153V154H57ZM76 153V152H75ZM79 153V152H78ZM211 153V152H210ZM210 153H209V155H210ZM113 154V153H112ZM118 154L120 155L121 154V152L119 153V151L116 153L115 152V156L117 157L118 156ZM235 154V153H234ZM64 155V157H62V156ZM110 155V154H109ZM114 155V154H113ZM113 155H112V158H113ZM184 155V154H183ZM208 155V156H209ZM66 156V157H65ZM80 156V157H79ZM111 156V155H110ZM115 156H114V158H115ZM185 156V155H184ZM212 156V155H211ZM99 157V159H103L102 157L103 156H95L94 158L96 159V161L98 160L97 158ZM104 157H106V156H104ZM62 158H64L65 160V162H63V160H61ZM67 158V159H66ZM69 158V159H68ZM93 158V159H94ZM199 158V157H198ZM204 158V157H203ZM89 159V161L93 164L94 163V161H95V159L94 160H92L91 159V157L90 158H88ZM191 159V158H190ZM212 159V158H211ZM87 160V159H86ZM92 160V161H91ZM205 160V159H204ZM99 161V160H98ZM97 161V162H98ZM196 161V160H195ZM82 162V161H81ZM85 162V161H84ZM83 162V163H84ZM170 162V163H169ZM181 162V161H180ZM203 162V161H202ZM207 162V161H206ZM76 163H78V162H76ZM162 163V164H161ZM165 163V164H164ZM199 163V162H198ZM197 163V164H198ZM82 164V163H81ZM179 164V163H178ZM184 164V163H183ZM196 164V165H197ZM203 164V163H202ZM209 164V165H208ZM73 165H74V163H73ZM88 165L89 164H87V167H88ZM200 165H201V163H200ZM78 166V165H77ZM77 166H73V168H76ZM84 166V165H83ZM123 166V165H122ZM165 166H167V165H165ZM170 167H171V165H169ZM83 168V167H81V166H78L77 168ZM86 167V166H85ZM86 167V168H87ZM182 167H184V166H182ZM186 167V166H185ZM207 167V168H206ZM70 168V172H72V170L73 171H77V170H74V169H71ZM79 168V170H81ZM89 168V167H88ZM117 168V167H116ZM160 168V167H159ZM163 168V167H162ZM64 169V168H63ZM151 169V170H152ZM185 169V168H184ZM83 170V169H82ZM116 170V169H115ZM120 170V169H119ZM119 170H118V173H120L119 172ZM135 170V171H136ZM143 170V169H142ZM147 170V169H146ZM145 170V171H146ZM163 170V169H162ZM60 171H61V169H60ZM140 171V170H139ZM156 171H158V170H156ZM166 171V170H165ZM198 171V172H197ZM63 172V171H62ZM66 172V171H65ZM67 172H68V170H67ZM114 172V171H113ZM133 172V171H132ZM161 172H163V171H161ZM194 172H196V173H194ZM69 173V172H68ZM78 173V172H77ZM148 173L150 174V171H148ZM156 173V172H155ZM154 173V174H155ZM226 173V174H225ZM62 174V173H61ZM66 174V173H65ZM71 174V173H70ZM73 174V173H72ZM75 174V173H74ZM110 174V173H109ZM114 174V173H113ZM112 174V175H113ZM123 174V175H124ZM125 174V175H126ZM130 174V173H129ZM157 174V173H156ZM169 174H170V172H169ZM55 175V177H53ZM68 176H70L69 174H67ZM125 175H124V177H125ZM164 175V174H163ZM176 175H175V177H176ZM58 176V177H57ZM109 176H111V175H109ZM109 176H108V178H109ZM128 176V175H127ZM139 176H141V175H139ZM138 176V177H139ZM151 176H152V173H151ZM160 176H161V174H160ZM49 177V178H48ZM52 177V178H51ZM57 177V178H56ZM66 177V176H65ZM103 177H105V176H103ZM132 177V176H131ZM146 177V176H145ZM155 177V176H154ZM158 177L159 176H157V177H155V178H157V180H158ZM236 177H238L239 179H236ZM61 178V177H60ZM106 178V177H105ZM152 178V177H151ZM162 178H163V176H162ZM171 178V177H170ZM179 178H178V181H180L179 180ZM68 179V178H67ZM119 179V178H118ZM127 179V178H126ZM142 179V178H141ZM154 179V178H153ZM161 178H159V180H160ZM165 179V178H164ZM176 179V178H175ZM237 181H236V180ZM58 180V179H57ZM56 180V181H57ZM61 180H63V178L61 179ZM156 179H155V181H156V183L158 182ZM59 181H60V179H59ZM58 181V182H59ZM147 181L148 180H146V183H147ZM162 181V180H161ZM164 181V180H163ZM170 181V180H169ZM173 181V180H172ZM176 182H177V180H175ZM181 181V182H182ZM93 182V181H92ZM142 182H144L143 180H142ZM165 182V181H164ZM167 182V181H166ZM171 182V181H170ZM17 183L19 184V186H21V187H18L17 186ZM20 183H22L23 185H25V187L23 188L22 187V184H20ZM127 183V182H126ZM155 183V184H156ZM159 183V182H158ZM161 183V182H160ZM169 183V182H168ZM14 184H16L15 186H17V187H15V188H13V190H12V187L11 186H13ZM60 184V183H59ZM145 184V183H144ZM148 184V183H147ZM150 184V183H149ZM176 184V183H175ZM175 184H174V186H175ZM183 184V183H182ZM167 185L168 184H166V185H164V186H166L167 187ZM169 185H171V184H169ZM168 185V186H169ZM39 186V187H38ZM146 186V185H145ZM180 186V185H179ZM187 186H188V188H187ZM7 187H9L8 189H7ZM90 187V186H89ZM155 187V186H154ZM11 188V189H10ZM44 188V187H43ZM144 188V187H143ZM147 188H148V190L150 189L148 186H147ZM163 189H165V188H163ZM168 190H169V187L167 188ZM175 189H177L179 192H181L182 191V189H183V191H184V189H185V187L183 188L182 187V189H178V187L177 188H175V187H173V191L175 190ZM231 189H234V190H236L235 192H236V194L238 193V194H240V195H235L234 197H230V195H229V191L231 190ZM146 190V188L144 189V191ZM148 190H147V192H148ZM181 190V191H180ZM103 191V190H102ZM117 192H118V189L116 190ZM151 191V193H152V190H150ZM165 191V190H164ZM170 192H171V190H169ZM177 191V192H178ZM113 192V191H112ZM120 192V191H119ZM122 192V191H121ZM179 192H178V194H179ZM230 192H232V190L230 191ZM63 193V192H62ZM100 193V192H99ZM104 193V192H103ZM103 193H101V194H103ZM114 193H115V191H114ZM142 193V192H141ZM144 193V192H143ZM164 193V192H163ZM175 193H176V191H175ZM186 193H189L188 191L186 192ZM202 193H204V195L202 194ZM205 193H208V194H205ZM1 194V193H0ZM58 194H59V192H58ZM100 194V195H101ZM112 194V193H111ZM120 194V193H119ZM137 194V193H136ZM167 194V193H166ZM201 196H200V195ZM16 195H13V196H16ZM23 195H21L20 197H22ZM99 195V196H100ZM105 195V194H104ZM104 195H101L100 196V199L98 198V201H102V196H103V199H104V197H106V196H104ZM160 195H161V193H160ZM172 195V194H171ZM182 195H184V194H182ZM232 195V194H231ZM63 196V195H62ZM117 196V195H116ZM130 196V195H129ZM132 196V195H131ZM130 196V197H131ZM144 196V195H143ZM143 196H141V197H139L138 198V201H142L141 203H145V199H144V197ZM164 196V195H163ZM173 196V195H172ZM186 196H188V197H190V196H192V195H190L189 196V194H186ZM16 197H18V196H16ZM57 197V196H56ZM148 197V196H147ZM147 197H146V199H147ZM169 197V196H168ZM195 197V196H194ZM112 198V197H111ZM134 198V197H133ZM166 198H167V196H166ZM175 198V197H174ZM197 198V197H196ZM118 199V198H117ZM116 199V200H117ZM151 199L153 200V199H155L154 201H156L157 199L156 198H154V197H152L151 196ZM160 199V198H159ZM170 199H171V197H170ZM185 199V198H184ZM192 199V198H191ZM199 199H202V198H199ZM97 200V199H96ZM111 200V199H110ZM131 200V199H130ZM148 200V199H147ZM164 200V199H163ZM216 200V201H217ZM105 200H103V203H105V202H107V201H105ZM149 201H150V198H149ZM148 201V202H149ZM202 201V200H201ZM213 201H215V200H213ZM36 202V201H35ZM116 202V201H115ZM134 202V201H133ZM147 202V203H148ZM158 202V201H157ZM156 202V203H157ZM162 202V201H161ZM207 202L209 203L210 202V199H208L207 198V201L206 202H204V203H206L207 204ZM227 202V203H226ZM30 203V202H29ZM96 203V202H95ZM102 203V202H101ZM107 203H110V202H107ZM106 203V204H107ZM123 203V202H122ZM124 203H125V200H124ZM165 203H166V205H165V207L167 208L166 210H165V213H158L157 215H154V221L152 222V226H153V224L155 225L154 227H159L160 225L162 226L161 228H159L160 230H163V228L164 227H166V226H169L168 224L169 223H171V225L173 224V227H170L169 228V230H173V229H177V227L180 225V219H179V216H190L193 220H192V222L193 223H191V220H189V219H186V220H189L188 222H190V224H192L193 225V228H191L190 230H192V232H190L191 234V236L190 237H187L188 238V240L186 241L185 240V238H178V242H179V240H180V245H178V243L176 242V240H175V243H174V241L171 239V241H170V238H168V237H170V236H168V237H166V235H167V233L165 232V236H164V239H166L165 240V244L166 245H164L165 247L168 245H170L171 247L173 246L174 247V249H171V251L173 250V251H175V250H177V252H178V250H180V247L181 248H183V249H185V250H183V252L181 253V254H184L185 253V251H188V255L189 256H191V255H193V252H197V251H200V250H195V249H199V248H201V246H204L205 247V245L207 246V245H209V243L208 244H205V243H207V241L209 240V239H212L213 240V238H209L208 236H210V235H208L207 233H206V229L204 230V224H203V219H202V214H201V212H199V211H197V209L195 210H191L190 211V209L191 208H189L188 209V211H184V212H181V213H178L177 211H176V207H173L174 205L173 204H170V202L169 201H165ZM164 203V204H165ZM224 203V202H223ZM28 204V203H27ZM60 204H62V203H60ZM98 205H99V203H97ZM102 205L101 207H100V211L102 212V211H106L107 209H108V205L109 204H107V205ZM115 204V203H114ZM119 204H121V203H119ZM134 204V203H133ZM155 204V203H154ZM211 204V203H210ZM221 204V203H220ZM225 204H224V206H225ZM92 205V204H91ZM101 205V204H100ZM99 205V206H100ZM116 205V204H115ZM124 205V204H123ZM128 205V204H127ZM147 205V204H146ZM156 205V204H155ZM176 205V204H175ZM204 205V204H203ZM208 205V204H207ZM30 206V205H29ZM106 206H107V208H106ZM124 206H126V205H124ZM133 206V205H132ZM136 206V205H135ZM139 206V205H138ZM143 206V204L141 205V207H140V211L141 210H143L144 209V206ZM210 206V205H209ZM21 207V206H20ZM23 207V206H22ZM26 207H28V206H26ZM88 207V206H87ZM120 207H122V206H120ZM195 207V206H194ZM24 208V207H23ZM90 208V207H89ZM93 208V207H92ZM94 208H96V207H94ZM106 208V209H105ZM111 208H112V205H111ZM58 209V208H57ZM84 209H86L85 207H84ZM129 209H130V207H129ZM132 209V208H131ZM206 209V205H205V208H204V210ZM216 209V208H215ZM120 210V209H119ZM185 210V209H184ZM201 210V209H200ZM203 210V209H202ZM204 210H203V212H204ZM34 211V210H33ZM32 211V212H33ZM82 211H83V209H82ZM92 213L94 214V209H92ZM95 211H96V209H95ZM97 211H98V209H97ZM96 211V212H97ZM99 211V213L98 214H96V216L97 217H99V218H102V217H100L101 216V212ZM122 211V210H121ZM120 211V212H121ZM123 211H125V210H123ZM163 211V210H162ZM259 211V210H258ZM263 211V210H262ZM79 213H80V211H78ZM159 212H161V211H159ZM211 212V211H210ZM76 213V212H75ZM106 213V212H105ZM105 213H103V215H106ZM122 213V212H121ZM126 213V212H125ZM146 213V212H145ZM173 213H177V214H179V216H177V217H172V216H174V215H172ZM215 213V212H214ZM82 214V215H81ZM80 214V216L79 217H77V218H71V219H63L64 217H61V216H63V213H62V215L60 216V213L55 209H48V208H42V207H37L36 209H35V214L34 215H36V217H39V218H41V219H44V221L46 220V221H48V222H50V223H55V224H59V223H61V229L62 230H69V231H73L75 234V236H77V237H79L80 239H78V240H76V239H72V237H71V239H69V238H67L66 236H61V234H58L56 237H54L53 239H52V245H49V247L47 248H41L43 251H42V257H41V255H40V253H38L40 256H39V259H41L42 258V264H197L199 261H200V257L199 256H191V257H188V255H187V257H185V256H183L182 255V257L180 256V258H178V256H176V254L175 253H177V252H173L172 254H171V251H170V253H168L166 250V252H164V251H162L163 250V247H162V245H161V249H158V247H157V242H155V241H153V236H156L155 234H157V232H155L156 230H158L157 228H154L155 229V231H152L151 232V230H154L153 229V227H151L152 229L151 230H147L146 229V233L143 231V228L145 227L144 225L145 224H147V222H145V224L143 223V222H141V218H139L138 216H135V217H137L136 219L134 218V220H132L133 222H130V220H131V218L133 217V214H132V217L130 218V220H129V225H128V222H127V224H120V226L119 225H116L117 227V229H114V226H112L113 228V230H107V231H104V230H102L101 228H100V223H99V221L101 222V220H102V222H104L103 220H105V219H95L93 216H92V214H91V209L88 211V212H86V213H84V212H82ZM123 214V213H122ZM128 214V213H127ZM135 214V213H134ZM154 214V213H153ZM176 214V215H177ZM254 214V213H253ZM9 215V214H8ZM76 215V214H75ZM172 215V216H171ZM204 215V214H203ZM234 215V214H233ZM251 215V214H250ZM70 215H68L67 216V218L69 217ZM108 216V215H107ZM128 216V215H127ZM131 216V215H130ZM204 216H206L207 217V215H204ZM217 216H219L218 214L217 215H214V214H210V217H211V220H213V222L214 223H216V221H218V217ZM70 217H72V216H70ZM104 217V216H103ZM121 217V215H119V218ZM205 217V218H206ZM233 217V216H232ZM122 219H125V218H122ZM127 219H128V217H127ZM99 220V221H98ZM110 219H108V221H109ZM113 220H116V219H113ZM182 220V219H181ZM185 220V221H186ZM107 221V220H106ZM117 221H119V220H117ZM143 221V220H142ZM208 221V220H207ZM226 221V220H225ZM155 222V223H154ZM182 222H184L183 220H182ZM261 222H262V224H264V215H263V217H262V220H261ZM23 223L24 222H22V224H21V222H19V225L20 226H22L23 225ZM123 223H125L124 222V220H123ZM206 223H208V222H206ZM25 224V223H24ZM119 224V223H118ZM158 224H159V226H158ZM229 224V223H228ZM257 224V223H256ZM17 226V229H19V227L20 226ZM29 226H30V224H28ZM60 225V224H59ZM165 225V226H164ZM108 226H110V225H108ZM108 226H107V228H108ZM150 226V225H149ZM190 226V225H189ZM206 226V225H205ZM213 226V225H212ZM217 226H218V224H217ZM232 226V225H231ZM238 226V225H237ZM257 226V225H256ZM216 227V226H215ZM258 227V226H257ZM264 227V226H263ZM10 228V227H9ZM233 228V227H232ZM254 228V227H253ZM261 228V227H260ZM259 228V229H260ZM15 229V228H14ZM165 229V228H164ZM221 229V228H220ZM5 230H7V228L5 229ZM10 230V229H9ZM168 230V231H169ZM174 230V231H175ZM179 230V229H178ZM261 230H263V229H261ZM8 231V230H7ZM6 231V233L8 234V232ZM10 231H12V230H10ZM15 231H18V230H15ZM166 231V230H165ZM170 231V232H171ZM224 231V230H223ZM256 231H257V229H256ZM32 232V231H31ZM42 233H45L44 231H41ZM148 232V233H147ZM170 232H168V234L170 233ZM211 232V231H210ZM213 232V231H212ZM9 233H12V232H9ZM159 233H162V231L161 232H159L158 231V234ZM173 233V232H172ZM181 233V232H180ZM262 233V232H261ZM33 234L35 235V236H39V235H42V234H40V231L37 229V228H35L34 227V231H33ZM157 234V235H158ZM162 234H164V231H163V233ZM161 234V235H162ZM174 234H176V233H174ZM258 234V233H257ZM258 235H260V234H258ZM163 236V235H162ZM176 236H177V234H176ZM178 236H180V235H178ZM230 236V235H229ZM157 237V239H158V236H156ZM211 237V236H210ZM247 237V236H246ZM262 237V236H261ZM209 238V239H208ZM219 238V237H218ZM249 238V237H248ZM247 238V239H248ZM155 239V238H154ZM169 239V240H168ZM181 239H183V241H181ZM208 239V240H207ZM221 239V238H220ZM257 239H259V238H257ZM263 239V238H262ZM82 240H84L83 242H81ZM184 240L186 241V243L184 242ZM246 240V239H245ZM261 240V239H260ZM169 241V242H168ZM173 241V242H172ZM210 241V240H209ZM264 241V240H263ZM182 242H184V246H182L181 244H182ZM236 242H238V241H236ZM1 243V242H0ZM162 243H163V240H162ZM210 243L212 244L213 243V241H210ZM260 243V242H259ZM161 244V243H160ZM205 244V245H204ZM238 243H236V246H235V248H233V249H235L236 250V248H237V245ZM215 245H216V243H215ZM255 245V247H256V243L254 244ZM1 246V245H0ZM160 246V245H159ZM169 246V247H170ZM176 246H180L179 247V249H178V247H176ZM209 246H212V245H209ZM209 246H207L206 248H201L202 250H203V252H205L206 251V249L207 248H209ZM168 247V248H169ZM233 247V246H232ZM168 248H166L167 250H169ZM175 248H177V249H175ZM212 248V247H211ZM230 248V247H229ZM244 247H243V245H242V249H243ZM257 248V247H256ZM4 249V248H3ZM165 249V248H164ZM233 249H232V251H233ZM245 249V248H244ZM248 249V248H247ZM31 250V249H30ZM205 250V251H204ZM227 250V249H226ZM235 250H234V252H235ZM7 251V250H6ZM5 251V252H6ZM28 251V250H27ZM224 251V250H223ZM227 252H230L229 250L228 251H225L224 253H225V255L222 257V260H221V258H220V256H219V258H220V260L219 259H217L216 257V259H212L211 260V262L210 263H212V261H213V264H232V262H233V264H234V262H236L237 260H239L238 258H236L235 256L236 255H239L240 254V249L236 252V253H234V252H230V253H227ZM242 252H244V250L242 251ZM71 253H73V254H78V256L80 255V260L79 261H76V258H73L72 257V255H71ZM187 253V252H186ZM185 253V254H186ZM202 253V252H201ZM200 253V254H201ZM2 254V253H1ZM5 254V253H4ZM191 254V255H190ZM196 254V253H195ZM197 255H198V253H197ZM204 255V254H203ZM245 255V254H244ZM2 256V255H1ZM13 256V255H12ZM217 256V257H218ZM240 256V255H239ZM247 256V255H246ZM250 256V255H249ZM258 256V255H257ZM262 256V255H261ZM17 257V256H16ZM109 257H110V259H109ZM185 257V258H184ZM199 257V258H198ZM235 257V258H234ZM4 258V257H3ZM79 258V257H78ZM182 258V259H181ZM184 258V259H183ZM242 258V257H241ZM244 258V257H243ZM243 258H242V260H243ZM262 258V257H261ZM0 259H2V257L0 258ZM233 259H236V261L234 260L233 261ZM256 259V258H255ZM17 260H19V259H17ZM202 260V259H201ZM241 260V261H242ZM262 260V259H261ZM3 261H4V259L2 260V264H3ZM38 261H40V260H38ZM203 261V260H202ZM245 261V260H244ZM1 262V261H0ZM20 262H22V260L20 261ZM237 262H239V261H237ZM261 263V262H260ZM260 263H258V264H260ZM1 264V263H0ZM4 264H6V263H4ZM37 264H40L39 262L37 263ZM200 264H204V263H200ZM251 264H252V262H251Z\"/></svg>","mask_w":264,"mask_h":264}]
</instances>
